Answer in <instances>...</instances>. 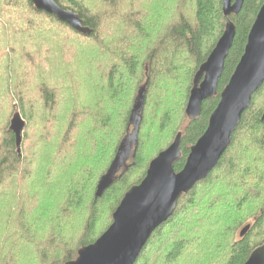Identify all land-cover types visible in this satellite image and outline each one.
<instances>
[{"label": "trees", "instance_id": "trees-1", "mask_svg": "<svg viewBox=\"0 0 264 264\" xmlns=\"http://www.w3.org/2000/svg\"><path fill=\"white\" fill-rule=\"evenodd\" d=\"M52 1L93 33H76L32 0H0V264L75 260L178 133L180 172L264 4L244 0L229 17L236 32L217 95L189 121L194 76L225 29L222 0ZM15 113L25 122L20 155L9 131ZM263 116L264 83L216 167L180 197L134 264H244L264 245ZM122 149L132 163L104 184Z\"/></svg>", "mask_w": 264, "mask_h": 264}, {"label": "water", "instance_id": "water-1", "mask_svg": "<svg viewBox=\"0 0 264 264\" xmlns=\"http://www.w3.org/2000/svg\"><path fill=\"white\" fill-rule=\"evenodd\" d=\"M35 9L55 17L76 33L89 37L93 30L83 26L78 15L60 9L52 0H32ZM244 0H222L225 29L207 60L194 76L185 109L189 121H195L202 104L217 95L218 81L235 37V25L229 19L241 11ZM264 83V4L247 37L244 53L228 84L219 94V103L210 115L207 129L190 148L185 165L175 172L181 158V133L172 144L153 159L139 185L131 187L115 212L109 228L91 245L81 248L77 258L65 264H134L152 233L175 212L178 200L206 179L228 149L242 115L251 105L253 95ZM264 119V116L263 118ZM25 122L19 113L10 121L16 151L20 146ZM101 193L96 192L98 198ZM250 226L244 227L243 237ZM244 264H264V245L252 251Z\"/></svg>", "mask_w": 264, "mask_h": 264}, {"label": "rangeland", "instance_id": "rangeland-1", "mask_svg": "<svg viewBox=\"0 0 264 264\" xmlns=\"http://www.w3.org/2000/svg\"><path fill=\"white\" fill-rule=\"evenodd\" d=\"M135 114H136V112H135ZM133 124L134 123H132L130 126L128 136H130L133 132V127H134ZM9 126H10V124H9ZM132 142H133V140L130 137V139L126 142V147L131 145ZM119 154H120L119 157L116 159L115 163L112 165L109 172L107 173V175L103 181L104 184L111 183V181L121 173V171L124 167H126L128 164L130 165L132 163V150H126L125 151V149H122Z\"/></svg>", "mask_w": 264, "mask_h": 264}]
</instances>
